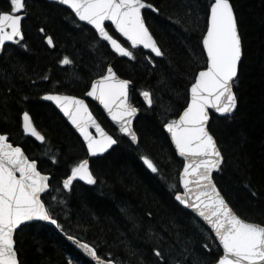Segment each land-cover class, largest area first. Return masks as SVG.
<instances>
[{
	"label": "trees",
	"instance_id": "trees-1",
	"mask_svg": "<svg viewBox=\"0 0 264 264\" xmlns=\"http://www.w3.org/2000/svg\"><path fill=\"white\" fill-rule=\"evenodd\" d=\"M146 1L158 9L144 15L164 53L162 58L143 49H130L134 59L118 57L108 42L68 8L47 0H26L24 38L6 45L0 55V132L9 134L14 144L39 162L41 171L51 174V188L43 199L52 217L66 234L94 246L101 258L116 264H193L199 257L203 264H214L222 254L216 239L175 200V192L181 190L183 161L163 129L187 106L194 75L206 66L202 36L211 0ZM230 1L242 37L243 58L234 85L235 112L212 115L210 123L224 156L214 177L243 219L264 224V0ZM107 28L130 48L110 25ZM46 36L52 37L53 47ZM64 56L72 63L61 65ZM110 65L133 82L132 100L140 109L135 122L138 145L123 137L102 109L89 101L118 144L104 156L91 159L94 184L75 181L65 190L62 181L76 163L88 157L87 149L41 96L52 91L84 96ZM144 91L151 94V105L141 95ZM24 111L30 112L43 132L44 143L23 134ZM143 156L152 159L159 172L148 169ZM15 241L21 264H94L59 231L39 221L22 226Z\"/></svg>",
	"mask_w": 264,
	"mask_h": 264
},
{
	"label": "snow or ice",
	"instance_id": "snow-or-ice-1",
	"mask_svg": "<svg viewBox=\"0 0 264 264\" xmlns=\"http://www.w3.org/2000/svg\"><path fill=\"white\" fill-rule=\"evenodd\" d=\"M59 3L68 6L79 21L91 25L99 37L121 56L135 58L129 48L109 34L106 21L114 25L115 31L126 38L131 47L142 45L156 56L164 55L142 15L143 9L154 7L146 0H59ZM26 16L25 0H10V11H0V46L8 41L19 43L23 40L22 20ZM45 39L49 46L53 45L51 36ZM202 47L206 53V66L194 75L187 106L178 119L163 124L176 152L184 158L183 169L179 173L183 191L175 192V200L202 218L214 232L222 247V254L218 255L214 264H264V224L246 221L237 215L212 179L213 170L221 167L223 157L206 127L209 109L231 114L236 108L233 82L242 56L241 38L230 0H211ZM59 63L68 65L72 61L64 56ZM129 83L120 79L108 66L105 74L91 82L86 95L98 100L111 120L119 125V131L132 142H137L132 124L138 109L129 103ZM141 95L151 105V94L144 91ZM44 99L54 101L78 130L89 155L104 153L117 143L97 122L84 99L63 94H46ZM22 116L24 133L43 141L44 137L33 126L29 113L25 111ZM90 128H94L97 134L89 131ZM141 159L153 173L159 172L152 159L147 156ZM77 178L88 184L96 182L87 159L80 160L71 168V174L62 181L63 189L70 190ZM48 180V175L38 170L36 160H30L21 147L9 143L7 134H0V264H19L14 233L24 222L39 219L60 227L41 198L49 189ZM79 246L97 264H114L113 259H102L97 255L93 246L83 242ZM185 251H190L187 245ZM155 254L161 256L158 250ZM175 264L181 262L175 261ZM193 264H203V261L197 257Z\"/></svg>",
	"mask_w": 264,
	"mask_h": 264
},
{
	"label": "water",
	"instance_id": "water-1",
	"mask_svg": "<svg viewBox=\"0 0 264 264\" xmlns=\"http://www.w3.org/2000/svg\"><path fill=\"white\" fill-rule=\"evenodd\" d=\"M47 1H50V2H55V3H57V4H60L59 3V0H47ZM146 3H149V2H147L146 1ZM230 3H231V1H230ZM151 4V3H150ZM232 4V3H231ZM60 5H62V4H60ZM153 5V4H152ZM62 6H65V7H67L68 8V6H66V5H62ZM154 6V5H153ZM233 6V5H232ZM68 9H70V8H68ZM154 9H156L155 8V6L153 7V9H148V8H145V9H143L142 10V15H143V17H144V11L145 10H150V11H153V12H157L156 10H154ZM71 10V9H70ZM72 11V10H71ZM233 11H234V16H235V18H236V22H237V17H236V13H235V10H234V8H233ZM21 15H23V12H21L20 13ZM75 15V14H74ZM77 19H78V17H76ZM144 19H145V17H144ZM79 20V19H78ZM23 21V20H22ZM80 22H82V21H80ZM82 23H84V24H86V25H88L86 22H82ZM145 23H146V26L149 28V26H148V24H147V22H146V20H145ZM107 25H111V22L110 21H106L105 22V27H106V30H108V28H107ZM88 26H90L94 31H95V29L91 26V25H88ZM113 28H114V25H111ZM237 28H238V33H239V35H240V38H241V50H242V56H241V59H240V61L238 62V74H237V77L236 78H234V82H233V92H234V94L236 95V92H235V88H234V83H235V81H236V79L238 78V75H239V70H240V64H241V61H242V58H243V42H242V37H241V33H240V30H239V27H238V23H237ZM115 30V29H114ZM149 30H150V28H149ZM109 31V30H108ZM22 32H23V30H22ZM96 32V31H95ZM116 32V31H115ZM150 32H151V34L153 35V33H152V31L150 30ZM97 33V32H96ZM123 40H125L126 42H128L127 40H126V38H124V37H122L118 32H116ZM98 34V33H97ZM109 34L110 35H112L110 32H109ZM99 36V35H98ZM113 36V35H112ZM153 37H154V39L156 40V38H155V36L153 35ZM23 38H24V34H23ZM113 38L114 39H117V38H115L114 36H113ZM17 40H19V38H17ZM118 40V39H117ZM121 44H122V42L120 41V40H118ZM157 41V40H156ZM7 44H17V42H15V41H8V42H5V44L3 45V46H0V55L3 53V50H4V48H5V46L7 45ZM128 44L131 46V44H130V42H128ZM157 44H158V42H157ZM54 45V44H53ZM53 45L51 46V47H53ZM110 45V44H109ZM123 45V44H122ZM124 46V45H123ZM158 46H159V44H158ZM111 47V46H110ZM125 47V46H124ZM160 47V46H159ZM133 48V47H132ZM138 48H142V49H144L143 48V46L141 45V46H137V47H135V48H133V49H138ZM112 49V48H111ZM161 49V48H160ZM113 50V49H112ZM145 51H147V52H151V50L150 49H144ZM114 51V50H113ZM115 52V51H114ZM116 53V52H115ZM152 53V52H151ZM117 54V53H116ZM154 56H156L155 55V53H152ZM119 57H121V58H123L124 56H121V55H119V54H117ZM157 58H161L162 56H156ZM125 58H127V57H125ZM111 67H112V69H113V71L116 73V75L120 78V79H124V80H128L130 83H129V85H128V96H129V103H131L134 107H136L137 109H138V112H137V114L133 117V124H132V126H133V129H134V131L136 132V134H137V137H138V140H137V142H132L131 141V139L129 138V137H127L126 136V134H124V133H121L120 131H119V125L118 124H116V122H114V121H112L111 120V117L108 115V113H107V111L103 108V105H101L100 103H99V101L98 100H96V99H94L93 97H88L86 94H85V97H80V96H76V97H78V98H80V99H84L85 100V103L88 105V108H89V111L92 113V115L95 117V119L97 120V122L101 125V127L109 134V135H112L110 132H108L105 128H104V126L102 125V123L100 122V120L97 118V116L94 114V112L92 111V109H91V107H90V105H89V102L88 101H92V102H94L96 105H98L101 109H102V111L104 112V114L106 115V117H107V119L118 129V131L121 133V135L123 136V137H125V138H127L130 142H132V144H134V145H138V142H139V136H138V133H137V131H136V129H135V122H136V119L138 118V116L140 115V110H139V108L132 102V100H131V86H132V84H133V82L131 81V80H129V79H127V78H123V77H121L118 73H117V71L115 70V68L112 66V65H110ZM97 79V78H96ZM95 79V80H96ZM91 87V86H90ZM46 94H63V95H69V96H75V95H72V94H64V93H58V92H49V93H46ZM46 94H44L43 96H42V99L44 100V101H47V102H49V103H51L52 105H54L55 107H56V109L57 110H59V112L63 115V117L67 120V122L72 126V128L76 131V133L79 135V137H80V139L82 140V142H83V138H82V136L80 135V133L78 132V130L77 129H75V127L70 123V121H68V119H67V117H65L64 116V114H63V112L59 109V107L55 104V102L54 101H49V100H46V99H44V97H45V95ZM236 97H237V95H236ZM189 99H190V93H189ZM237 105H238V98H237ZM237 105H236V108H237ZM236 108L233 110V112H235V110H236ZM27 112V111H26ZM232 112V113H233ZM29 113V112H28ZM231 113V114H232ZM212 115H216V116H227V115H230V114H221V113H216L215 112V110L214 109H209V121H208V123H207V125H206V127L208 128V130H209V132L212 134V132H211V130H210V123H211V119H212ZM29 116H30V118H31V121H32V124H33V126L35 127V129L44 137V140L43 141H39V140H37L35 137H32L30 134H26V133H24L25 135H27L28 137H31L32 139H34L36 142H38V143H44L45 142V136H44V134L37 128V126H36V124H35V122H34V120H33V118H32V116H31V114L29 113ZM178 119V118H177ZM22 124H23V116H22ZM22 129H23V127H22ZM163 129H164V127H163ZM89 131H91L94 135H96L97 133H96V130L94 129V128H90L89 129ZM164 131H165V133L167 134V136H168V138H169V140H170V142H171V136H170V134L167 132V130L166 129H164ZM0 134H3V133H0ZM213 135V134H212ZM113 136V138L117 141V143L115 144V145H113V146H111L109 149H107L104 153H98V154H96V155H89L88 154V158H86L88 161H89V169H90V171H91V167H90V165H91V161H90V159H93V158H97V157H102V156H104L105 154H107L113 147H115L117 144H118V140L115 138V136L114 135H112ZM7 137H8V142L9 143H12L10 140H9V138H10V135L9 134H7ZM213 137H214V139H215V141H216V143H217V146H218V148H219V150L221 151V149H220V147H219V145H218V142H217V140H216V138H215V136L213 135ZM84 143V142H83ZM13 144V143H12ZM171 144H172V146H173V148H174V150H175V146H174V144L171 142ZM85 145V144H84ZM13 146H19V147H21L22 148V150L24 151V153H25V155L29 158V156L27 155V153L25 152V150H24V148L21 146V145H15V144H13ZM85 147H86V145H85ZM87 149V148H86ZM175 152H176V150H175ZM88 153V152H87ZM176 154H177V156L181 159V160H183V162H184V158L183 157H180L179 156V154L176 152ZM221 154H222V157H223V163H224V156H223V153H222V151H221ZM30 159V158H29ZM30 160H32V159H30ZM37 162V167H38V161H36ZM223 163H222V165H223ZM222 165H221V167H222ZM221 167L218 169V170H213V173H212V179H213V182L216 184V187H217V189L220 191V193H221V195L225 198V200H226V202L229 204V206L235 211V209L232 207V205L228 202V200L226 199V197L224 196V194L222 193V191L220 190V188H219V186L217 185V183H216V181H215V178H214V174L215 173H217V172H219V170L221 169ZM183 169V168H182ZM38 170H39V168H38ZM40 171V170H39ZM182 171V170H181ZM41 172V171H40ZM92 172V171H91ZM42 173V172H41ZM42 174H44V173H42ZM46 175H48V177H49V180H48V184H49V182H50V180H51V175H49V174H46ZM76 180H78V181H82V182H84L85 184H88L86 181H83V180H80V179H74L73 180V182L74 181H76ZM72 182V183H73ZM181 186V192L183 191V188H182V185H180ZM49 190V189H48ZM48 190H46V191H48ZM44 194H42V196H43ZM42 198V197H41ZM178 202V201H177ZM179 203V202H178ZM180 204V203H179ZM183 208H185L186 210H188L189 212H191L192 214H194L209 230H210V232L214 235V237H215V234H214V232H212V230L210 229V226H208L207 224H206V222H204L203 220H202V218H200V217H198L191 209H188V208H186L184 205H182V204H180ZM236 212V211H235ZM236 214L237 215H239L237 212H236ZM240 216V215H239ZM241 217V216H240ZM242 218V217H241ZM243 219V218H242ZM56 220V219H55ZM245 220V219H244ZM33 221H40V222H43V223H45V224H47V225H49V226H52L53 228H55L56 230H58V231H60L61 233H62V235L65 237V239L77 250V251H79L84 257H86L87 259H89L90 261H92L94 264H97V262H96V260L91 256V255H89L83 248H81L80 246H79V243L80 242H83V243H86V242H84V241H81V240H79L78 238H76V237H73V236H70V235H67L65 232H63L59 227H57L56 225H53L52 223H50L49 221H43V220H39V219H34ZM33 221H29V222H24V225L25 224H27V223H31V222H33ZM57 221V220H56ZM247 221V220H246ZM22 227V226H21ZM21 227H19V229L21 228ZM18 229V230H19ZM17 232V231H16ZM16 232L14 233V240H15V235H16ZM74 238V239H73ZM218 242V241H217ZM86 244H88V243H86ZM218 244H219V242H218ZM90 245V244H89ZM92 246V245H91ZM15 247H16V242H15ZM221 248V250H222V247H220ZM17 250V249H16ZM17 253H18V251H17ZM97 255H98V253H97ZM103 259V258H102ZM18 260H19V255H18ZM19 264H20V260H19ZM115 264V263H114Z\"/></svg>",
	"mask_w": 264,
	"mask_h": 264
},
{
	"label": "flooded vegetation",
	"instance_id": "flooded-vegetation-1",
	"mask_svg": "<svg viewBox=\"0 0 264 264\" xmlns=\"http://www.w3.org/2000/svg\"><path fill=\"white\" fill-rule=\"evenodd\" d=\"M25 3H26V0H25ZM0 5L4 6V10L0 8V11H10V0H5V1H1L0 2ZM26 20V19H25ZM24 22V21H23ZM46 41V39H45ZM47 42V41H46Z\"/></svg>",
	"mask_w": 264,
	"mask_h": 264
}]
</instances>
